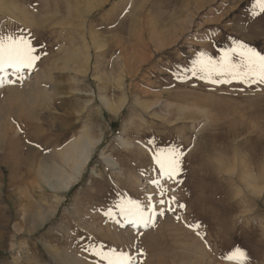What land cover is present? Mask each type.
Returning a JSON list of instances; mask_svg holds the SVG:
<instances>
[{"label": "rangeland", "instance_id": "1", "mask_svg": "<svg viewBox=\"0 0 264 264\" xmlns=\"http://www.w3.org/2000/svg\"><path fill=\"white\" fill-rule=\"evenodd\" d=\"M7 34L31 38L41 59L22 80L0 72V149L6 124L30 126L9 149L12 171L0 172V264H105L84 245L129 252L139 264H237L224 257L242 247L248 264H264V84L174 77L199 51L215 55L234 38L264 54L256 0H0ZM82 132L99 140L92 159L67 192L52 190L39 163L72 173L62 152ZM171 146L185 153L179 183H161L186 208L135 229L116 205L145 201L158 176L154 151ZM40 209L53 216L31 228L25 216Z\"/></svg>", "mask_w": 264, "mask_h": 264}, {"label": "snow or ice", "instance_id": "2", "mask_svg": "<svg viewBox=\"0 0 264 264\" xmlns=\"http://www.w3.org/2000/svg\"><path fill=\"white\" fill-rule=\"evenodd\" d=\"M260 13H264V0H256ZM253 17L259 13H252ZM46 55V53H45ZM41 59L40 52L33 44L31 38L24 35H0V72L11 68L17 74L18 79H23L21 73L25 69H33L37 61ZM174 77L184 81L189 77L205 80L211 84H230L234 81L246 84L249 87L253 84H264V54L242 39H232L231 46L217 50L215 55L206 51H199L197 58L192 61L191 67L183 70L177 69ZM9 83L14 81L9 80ZM2 86V80H0ZM185 153L179 146H171L167 149L154 151L153 161L158 176L151 179L154 191L145 196V201L122 200L116 205L119 214L124 217L127 224L135 229L149 228L154 226L158 217L164 216L167 212L175 213L179 209H185L186 205L176 200L175 195L166 197L161 178L166 183L175 181L181 172V165ZM106 215L112 216L113 210L109 208ZM177 219H180L177 216ZM120 223V221H117ZM190 228L199 229L201 225L194 223L188 225ZM201 236L200 232H196ZM206 242V237L201 236ZM83 250L98 256L105 264H139V257H134L129 252L111 248L107 252L96 251L94 246L84 245ZM137 252L140 250L135 249ZM142 254V253H141ZM228 260H235L237 264H248V254L242 247H234L225 257Z\"/></svg>", "mask_w": 264, "mask_h": 264}, {"label": "bare ground", "instance_id": "3", "mask_svg": "<svg viewBox=\"0 0 264 264\" xmlns=\"http://www.w3.org/2000/svg\"><path fill=\"white\" fill-rule=\"evenodd\" d=\"M94 1V0H93ZM186 1V0H184ZM188 1V0H187ZM101 3V2H100ZM190 3V2H188ZM91 4V3H90ZM185 5V4H184ZM199 6V5H198ZM96 7V6H95ZM94 7V8H95ZM176 7V6H175ZM188 7V6H187ZM197 8V7H196ZM96 9V8H95ZM202 9V8H201ZM90 10V8H89ZM197 10V9H196ZM93 11V10H92ZM88 12V10H87ZM84 13V12H83ZM86 13V12H85ZM89 14V13H88ZM91 15V14H90ZM170 25V24H169ZM261 32V31H259ZM89 33V32H88ZM86 32L84 31L83 33V36H85ZM90 34V33H89ZM86 37V36H85ZM97 37V36H96ZM94 39V38H93ZM164 39V38H163ZM260 41V40H259ZM41 68V67H40ZM29 72V71H28ZM37 75V74H36ZM34 75V77L36 76ZM26 76V75H25ZM39 76V75H37ZM30 77V76H29ZM35 80V78H34ZM31 81V80H30ZM33 84V83H32ZM34 85V84H33ZM32 85V86H33ZM31 87V86H30ZM35 87V85H34ZM36 88V87H35ZM40 89V88H39ZM2 89H0V93ZM26 90V89H25ZM220 91V90H219ZM231 91V90H230ZM9 92H11L9 90ZM25 92L27 91H24V94ZM259 92V91H258ZM28 93V92H27ZM35 94V93H34ZM30 94H28L29 96ZM177 95V94H176ZM179 95V94H178ZM182 95V94H181ZM27 96V97H28ZM26 97V98H27ZM32 97H33V94H32ZM179 97V96H178ZM183 97V96H182ZM19 98V97H18ZM21 98V97H20ZM30 99V97H28ZM35 98V97H34ZM156 98V97H155ZM154 98V99H155ZM210 98V101H211V97ZM207 98V99H209ZM261 98V97H260ZM182 99V98H181ZM203 99V98H202ZM213 99V98H212ZM259 99V98H257ZM28 100V99H27ZM159 100V99H158ZM165 100V99H164ZM262 100V99H261ZM187 101V100H185ZM183 101V103L185 102ZM190 101V100H188ZM193 101H196L195 99ZM191 100V102H193ZM200 101V100H199ZM205 101V100H204ZM209 101V100H208ZM214 101V100H213ZM246 101V99H245ZM258 102V100H256ZM19 102V101H18ZM101 102H103L105 104V106L108 107V102L105 101V99L101 98ZM153 102V101H152ZM155 102V101H154ZM163 102V101H162ZM165 102V101H164ZM197 102V101H196ZM195 102V103H196ZM207 100L205 101V104H206ZM247 102V101H246ZM193 103V104H195ZM199 104V103H198ZM201 104V103H200ZM216 104V103H215ZM153 105V104H152ZM157 105V104H156ZM160 105V104H159ZM158 105V106H159ZM181 105V104H180ZM219 105V104H218ZM217 105V107H218ZM261 105V104H260ZM103 106V105H102ZM161 106V105H160ZM197 106V105H196ZM110 107V106H109ZM150 107H154V106H150ZM162 107V106H161ZM178 107V105H177ZM182 107V106H181ZM199 107V106H198ZM148 108V107H147ZM236 108V107H235ZM263 108V107H262ZM109 110V108H107ZM151 109V108H150ZM197 109V108H196ZM195 109V110H196ZM111 110V108H110ZM154 110V109H153ZM161 110V109H160ZM198 110V109H197ZM150 111V110H149ZM164 112V111H163ZM200 113H202V111H199ZM223 112V111H222ZM250 112V110H249ZM252 112V111H251ZM188 113V112H187ZM197 113V112H195ZM244 113V112H243ZM150 114V113H149ZM236 114V112L234 113ZM238 114V113H237ZM246 114V113H245ZM248 114V112H247ZM252 114V113H251ZM204 115V114H203ZM240 115V114H238ZM237 115V116H238ZM250 115V113H249ZM182 116V115H181ZM205 116V115H204ZM223 116V115H222ZM226 116V115H225ZM224 116V117H225ZM187 117H189V115L187 114ZM200 117V116H199ZM210 118V116H208ZM223 117V118H224ZM242 117V115H241ZM190 118V117H189ZM202 118V117H201ZM167 119V118H166ZM171 119V118H169ZM191 119V118H190ZM204 119V118H203ZM230 119V118H229ZM194 120V119H193ZM191 121V120H190ZM189 121V122H190ZM12 123L10 124H6L5 127H4V133L5 135L3 136L4 140H3V143H2V147H1V152L0 154H4V159L2 161V166L0 167V172L2 174V170L1 168H5V167H8L10 166V164H12V162L14 161V157L13 156H10V151L9 149L13 146V142H18V144L20 143V134L22 132L25 133V135H28L30 129H29V124L27 122H25L23 119L19 118L18 120H13L11 121ZM184 122V121H183ZM162 123V122H161ZM167 123V122H166ZM205 125V124H204ZM51 126V125H50ZM176 128L177 125H175ZM174 126V127H175ZM182 127V126H181ZM242 127V126H241ZM63 133V132H62ZM184 134V133H183ZM188 136V135H187ZM187 136H184L185 137V140H186V137ZM172 137V136H171ZM36 139L34 141H32L33 144H31L33 146V148H35V146H39L40 145V142H41V138H39V135H37V137H35ZM184 140V141H185ZM120 141V140H119ZM122 141V140H121ZM125 142V141H124ZM99 143V140H96L94 139L93 137L89 136L86 132H82L80 133L76 138L72 139L70 142H69V145L63 150L62 152V158H63V161L65 163H67L68 165L69 162H72L71 166H72V170L73 172L72 173H63L61 172L59 169H58V165H56L55 163H52V164H44L42 162L39 163V166H38V170L41 174V179L43 180V182L45 183L46 186H48L49 188H51L52 190H55V191H60V192H64V191H68L70 189V186L71 184L77 180L79 177L82 176L83 172L85 171L84 169L86 168V165L89 163V161L92 159V156H93V150L95 148V145ZM17 146V145H16ZM105 146V145H104ZM14 147V146H13ZM122 147V146H121ZM236 152V151H235ZM27 156V155H26ZM28 157V156H27ZM26 157V158H27ZM239 157V156H238ZM1 158V157H0ZM115 158V157H114ZM112 156H104L103 157V160L105 162V165L109 166L111 169L115 170V171H119V164H118V161L116 159H114ZM121 158V157H120ZM241 159V158H240ZM1 161V160H0ZM121 161V160H120ZM60 164V163H59ZM88 166V165H87ZM11 167V166H10ZM202 167V166H201ZM13 169V168H12ZM69 169V168H68ZM234 169V168H233ZM244 169V168H243ZM11 170V169H10ZM94 170V169H93ZM128 170V169H127ZM12 171V170H11ZM95 173H97L96 170H94ZM129 172V171H128ZM118 173V172H117ZM98 174V173H97ZM16 176V175H14ZM17 177V176H16ZM248 177V176H247ZM15 178V177H13ZM13 180V179H11ZM134 180V179H133ZM140 180V179H138ZM144 180V179H143ZM15 181V179H14ZM137 182V181H136ZM141 182V181H140ZM141 184V183H140ZM250 186V184H249ZM186 188V187H185ZM183 189V188H182ZM250 190V189H249ZM42 192V191H41ZM177 195V194H176ZM188 195V194H187ZM145 196V195H144ZM190 196V195H189ZM200 196V195H199ZM192 198V197H191ZM187 199V198H186ZM240 199V198H239ZM21 203V202H20ZM23 204V203H22ZM27 207V206H26ZM32 207V206H31ZM31 209V208H30ZM43 209V208H42ZM37 210V209H35ZM45 210V209H44ZM44 210H38L37 213L35 215H29V216H25V214H23L25 216V218H27L28 222L30 223V226L31 228H34V226H36L37 224H40V223H43V221H45L46 219H48L50 216H53L51 215L52 212L51 211H44ZM52 210V209H51ZM21 211V210H20ZM183 211V210H182ZM34 212V211H33ZM32 212V213H33ZM186 212V211H185ZM188 213V212H187ZM21 214V215H22ZM29 214V212H28ZM22 215V217H23ZM22 219V218H21ZM165 221V220H164ZM190 222V221H189ZM27 224V222H26ZM201 224V223H200ZM15 225V224H14ZM203 225V224H202ZM124 227V226H123ZM21 228V227H20ZM15 229V228H14ZM30 230V229H29ZM163 230V229H162ZM126 231V230H124ZM131 231L130 229L128 230V232ZM133 231V230H132ZM145 231V230H144ZM127 232V231H126ZM130 233V232H129ZM127 234V233H125ZM149 235V234H148ZM152 235V234H151ZM150 236V235H149ZM154 236V235H153ZM176 236V235H175ZM129 237V236H128ZM182 237V236H181ZM134 238V237H133ZM154 238V237H153ZM208 239V238H207ZM134 240V239H133ZM150 240V239H149ZM163 240V239H162ZM166 240V239H165ZM184 240V239H183ZM160 241V240H159ZM163 242V241H162ZM175 242V241H174ZM211 243V242H210ZM182 245V244H181ZM186 245V244H185ZM211 245V244H210ZM180 246V244H179ZM171 247V246H170ZM178 247V246H176ZM175 247V248H176ZM182 247V246H181ZM185 248V247H184ZM198 250V249H197ZM181 251H184V250H181ZM190 251V250H189ZM212 251V250H211ZM185 253V252H184ZM192 253V252H191ZM204 253V252H203ZM173 254V253H172ZM189 254V253H188ZM207 254V253H206ZM70 255V254H69ZM184 255L183 254V258H184ZM71 256V255H70ZM187 256V255H186ZM189 256V255H188ZM72 257V256H71ZM70 257V258H71ZM75 257V256H74ZM73 257V259H74ZM205 257V256H204ZM28 258V257H27ZM69 258V259H70ZM78 258V257H77ZM77 258L75 257V262H77ZM211 262V261H210ZM79 263V262H77ZM227 264V263H226Z\"/></svg>", "mask_w": 264, "mask_h": 264}]
</instances>
